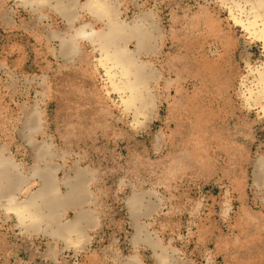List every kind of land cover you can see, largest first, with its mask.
I'll return each instance as SVG.
<instances>
[{
  "label": "rangeland",
  "instance_id": "rangeland-1",
  "mask_svg": "<svg viewBox=\"0 0 264 264\" xmlns=\"http://www.w3.org/2000/svg\"><path fill=\"white\" fill-rule=\"evenodd\" d=\"M0 160L96 210L70 250L0 196V264H264V0H0Z\"/></svg>",
  "mask_w": 264,
  "mask_h": 264
},
{
  "label": "bare ground",
  "instance_id": "bare-ground-1",
  "mask_svg": "<svg viewBox=\"0 0 264 264\" xmlns=\"http://www.w3.org/2000/svg\"><path fill=\"white\" fill-rule=\"evenodd\" d=\"M119 29L121 28L117 27V30ZM103 37L105 42L110 40V36L103 35ZM114 52L112 59L121 63L119 58H123V55L117 50ZM124 63L126 62L124 61ZM125 70L127 71V65L125 66ZM2 161L3 160H0V196L5 198L8 209L16 208L17 211L20 212L21 218L30 222L28 225L30 227L33 225L36 226L35 223L46 221L47 232H50V234L57 233L58 236H65L69 239V242L76 241L72 240L71 236L73 234L78 235L77 240L85 236L82 231V224L85 220L89 219L84 215L85 212L82 211V208H77V215L74 220L67 221V223L58 222L60 218L58 208L71 206L74 202L73 206H76L75 204L78 202L76 199L81 198V194L78 191L81 189L79 180L67 181L69 183V192L68 195H63L57 189L58 181L55 180V177L51 175L50 171L44 172L45 168L38 165L34 167L33 175H39V178H41V185L35 192L30 193L27 198L19 200L15 194L14 185L12 183V178L15 177V174L11 172L8 165H5L7 162Z\"/></svg>",
  "mask_w": 264,
  "mask_h": 264
},
{
  "label": "crops",
  "instance_id": "crops-1",
  "mask_svg": "<svg viewBox=\"0 0 264 264\" xmlns=\"http://www.w3.org/2000/svg\"><path fill=\"white\" fill-rule=\"evenodd\" d=\"M31 171V170H30ZM11 172L13 174H15V177L12 178V183H13V187H14V190H15V194H20L22 193L23 191H28L29 188H30V185L32 184L33 182V178L34 177H39V175H32L29 177L28 176V167H23L20 165V163H15L14 164V169L11 168ZM79 193H80V190H78ZM20 196H22V194H20ZM29 196V195H28ZM27 198V197H26ZM14 211L15 212H18L16 208H10V211ZM71 209L73 208H58V211L60 214H62L63 216H66L67 212L70 211ZM76 211H77V208H74ZM91 208H82V211L85 212L84 215H88L90 212H91V215L93 214L94 211L96 210H90ZM18 214L20 215L21 217V214L20 212H18ZM96 226V222H94V218L93 220L88 223V221H84L83 224H82V228H85V229H90V228H94ZM58 234H54V238L56 237V240L57 242H53L57 245H60V242L64 244V247L65 249H70V250H73V249H76L78 247V245H80L79 242H69L68 238H66L65 236H55ZM132 243V248L137 252V254L135 256H130V255H124V254H115V253H112V254H109L108 256H106L107 260H106V264H144L142 262V257H140L139 255H141V252L145 249V247L147 246L145 242H143V240L141 239H138V240H133L131 239V242ZM82 244V242H81ZM67 247V248H66ZM48 257L51 259L52 254L51 252H49L48 254Z\"/></svg>",
  "mask_w": 264,
  "mask_h": 264
}]
</instances>
